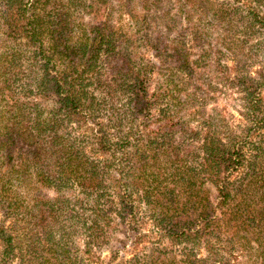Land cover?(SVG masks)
Wrapping results in <instances>:
<instances>
[{"label":"trees","instance_id":"16d2710c","mask_svg":"<svg viewBox=\"0 0 264 264\" xmlns=\"http://www.w3.org/2000/svg\"><path fill=\"white\" fill-rule=\"evenodd\" d=\"M173 2L3 0L0 16L7 37L42 60L35 72L31 56L25 88L54 105L48 112L37 110V104L26 110L24 105L31 102L13 100L12 109L0 113V202L9 201L10 208L20 209L22 194L28 198L32 191L36 195L49 188L61 200L64 191L74 189L95 206L115 201L118 215L129 225L138 208L145 206L164 234L190 250L186 264H231L220 250L236 237L250 257L262 259L247 264H264V139L248 154L239 136H221L204 122L196 129L181 124L182 109H177L188 101L178 102L168 87L151 93L149 75L155 65L135 63L137 42L143 41L159 58L169 53L165 58L182 72L192 76L197 69L200 62H191L190 50L166 44L164 30L152 40L157 26L169 29L189 13L181 12L166 23L164 8ZM178 2L193 7L188 19L195 11L207 12L214 6L212 0ZM111 3L122 21L127 17L136 22L135 34L121 21L119 27L111 24ZM216 13L217 20L231 22L226 8ZM89 15L95 21L85 23ZM22 58L18 48L0 55L2 97L21 77ZM104 64L107 70L101 68ZM247 89L248 103L257 112L256 89L253 85ZM165 98L172 101L164 103ZM72 129L84 132L74 135ZM6 164L4 174L1 168ZM34 198L32 209L39 214L23 212L19 221L25 223L26 235L33 234L26 249L32 256L40 251V237L53 236L44 225L50 226L48 220L54 215L45 202ZM99 217L98 212L94 228ZM7 230L0 224L4 254L9 257L16 250ZM202 248L208 256L200 258Z\"/></svg>","mask_w":264,"mask_h":264},{"label":"rangeland","instance_id":"374dc122","mask_svg":"<svg viewBox=\"0 0 264 264\" xmlns=\"http://www.w3.org/2000/svg\"><path fill=\"white\" fill-rule=\"evenodd\" d=\"M212 3L214 6L211 4L207 12L198 9L188 19L187 14H190L193 7L183 6L178 0H174L173 6L167 5L164 8L166 23L176 20L181 12L189 13L184 14L182 21L178 20L169 29L167 25H160L151 34L154 40L162 29L167 36V45H179L181 49L190 50L191 62H200L192 76L179 70L173 60L165 58L169 53H164L159 58L154 50L144 46L143 41L137 42L139 55L135 63L139 66L151 61L155 65L154 72L149 75L151 93L168 87L178 102L188 101L180 104L182 106L177 109H182L179 114L181 124H188L196 129L204 122L210 124L211 130L221 136H239L243 138L239 139L242 140L240 146L249 154L253 146L260 145L264 139V0H212ZM111 4L108 10L111 24L119 27L117 22L121 21L131 34H135L136 22L131 23L127 17L122 21L121 13L116 12L115 4ZM0 7H3V0H0ZM219 8L229 10L230 23L217 20L219 14L216 10ZM84 21L92 23L95 20L89 15ZM250 23L252 25L248 27ZM0 25V55L15 52L17 48L23 51L21 77L16 84L5 90L6 96L2 97L0 93V113L5 114L11 110L13 100L21 104L31 102L24 105L26 110L37 104V110L48 112L54 105L53 100L40 99L33 95L35 91L25 88L31 56L35 61V72H39L38 69L42 66L41 57L33 52L30 54L25 46L21 48L19 42L7 37L1 16ZM196 32L198 33L194 37ZM107 67L104 64L101 68L107 70ZM251 85L256 89L253 101L259 102L257 112L252 111L248 103L247 88ZM122 101L124 104V99ZM169 101L172 100L164 99V103ZM216 118H222L223 121L218 119L217 122ZM71 131L74 135L84 132L77 129ZM1 165L0 163V167ZM6 166L7 164L1 168L4 174ZM32 193L28 198L22 194L20 209L10 208L9 201L0 202V224L8 228V234L13 236L16 250L9 257L6 256L0 239V264H186L185 254L190 250L184 243L173 241L164 234L155 225L145 206L138 208L134 223L129 225V221L125 223L118 215L115 201L114 204L102 201L100 206H95L91 198L74 189L64 191L61 200L58 198L60 194L54 189L42 188L36 195L33 191ZM34 196L45 202L46 208L52 209L54 213L48 220L51 227L44 225L45 232H51L53 236L48 240L47 237H40L42 246L36 256L26 254L28 238L33 234L26 235L25 223L19 222L28 211L39 214L35 208L32 209L34 201L31 198ZM98 212L99 226L94 228L93 221ZM223 240L226 241L227 238ZM225 247L228 249L225 250ZM63 251L66 255L61 256ZM220 251L225 254L224 260L229 259L231 264H247L256 261L255 259L262 262V259L247 254L238 237L232 243L224 242ZM198 255L200 258L206 257L208 251L198 249Z\"/></svg>","mask_w":264,"mask_h":264}]
</instances>
